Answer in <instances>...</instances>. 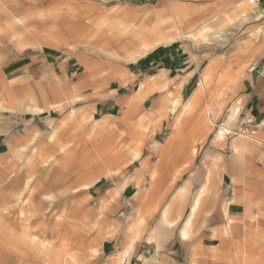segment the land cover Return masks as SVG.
<instances>
[{"label": "crops", "instance_id": "1", "mask_svg": "<svg viewBox=\"0 0 264 264\" xmlns=\"http://www.w3.org/2000/svg\"><path fill=\"white\" fill-rule=\"evenodd\" d=\"M245 1L0 0V264H264V36L180 42Z\"/></svg>", "mask_w": 264, "mask_h": 264}, {"label": "rangeland", "instance_id": "2", "mask_svg": "<svg viewBox=\"0 0 264 264\" xmlns=\"http://www.w3.org/2000/svg\"><path fill=\"white\" fill-rule=\"evenodd\" d=\"M172 1H178L183 3L192 1L193 3H198L201 0ZM255 11L256 14H252L250 13V11L247 12L246 8L243 7L240 8L239 11H235L234 15H224L220 18H213V20H210L208 23L196 28V31L191 34L190 39H180V42H182L183 44L186 42L189 50H194L196 54H202L209 52L214 53L217 50L229 51L231 49H234V47L238 45L241 41H243L245 37L246 39L250 38L253 41L258 40L259 37L264 36V1L258 4ZM64 13L65 12L61 11V15H63ZM81 18H83V20H81V23L87 22L86 16H82ZM90 23L92 25L90 27L94 32L93 37H95L98 33L104 30H108L109 32H111L108 36L113 40L116 39V35H119V6L108 8L107 10H103L102 12H97L92 17V19H90ZM216 33H220L221 35L216 36ZM114 45L119 47V42L114 41ZM67 46L68 45H66V47ZM68 51L69 50H64V52ZM93 54L95 56H100L99 53ZM118 54L119 53H117V55L114 54L116 58H119ZM16 76L17 75H12V77ZM32 88L35 91L34 87ZM34 91H31L32 95L35 94ZM33 99L36 100V97H34ZM29 111L32 110L29 108ZM222 129L223 127L221 128V130ZM38 141H40L39 138L34 141L32 140V142H30L28 145L31 147H35ZM43 142L49 143L50 139H46L45 136V138H43ZM49 164H51V161L49 162ZM67 190L68 189L65 188V191H61L60 195L66 197V195L68 194ZM50 191H47V193H49Z\"/></svg>", "mask_w": 264, "mask_h": 264}, {"label": "bare ground", "instance_id": "3", "mask_svg": "<svg viewBox=\"0 0 264 264\" xmlns=\"http://www.w3.org/2000/svg\"><path fill=\"white\" fill-rule=\"evenodd\" d=\"M251 7H254V6H250V8L249 9H251V11H252V13H256V8H251ZM169 39V38H168ZM172 42H174V41H172ZM145 51V50H144ZM131 60V59H130ZM236 113H238V109H235V112H233V114H232V116L230 117V119L231 120H233L234 119V116H235V114ZM230 120V121H231ZM229 132H228V129L226 128V127H223V129H222V131H221V133H220V137L221 138H226V136H227V134H228Z\"/></svg>", "mask_w": 264, "mask_h": 264}, {"label": "built area", "instance_id": "4", "mask_svg": "<svg viewBox=\"0 0 264 264\" xmlns=\"http://www.w3.org/2000/svg\"><path fill=\"white\" fill-rule=\"evenodd\" d=\"M248 2V4L253 5V6H257L259 3L263 2L264 0H246ZM243 134L245 136L249 135L248 129H246Z\"/></svg>", "mask_w": 264, "mask_h": 264}, {"label": "water", "instance_id": "5", "mask_svg": "<svg viewBox=\"0 0 264 264\" xmlns=\"http://www.w3.org/2000/svg\"><path fill=\"white\" fill-rule=\"evenodd\" d=\"M257 75H258V72H257V71H254V72H253V76H254V77H257Z\"/></svg>", "mask_w": 264, "mask_h": 264}]
</instances>
